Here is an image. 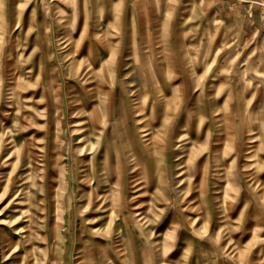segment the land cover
<instances>
[{"label":"rangeland","instance_id":"1","mask_svg":"<svg viewBox=\"0 0 264 264\" xmlns=\"http://www.w3.org/2000/svg\"><path fill=\"white\" fill-rule=\"evenodd\" d=\"M212 15L210 0H0V264H264V45L210 56L196 23ZM137 72L169 98L165 128L162 96L128 97ZM117 105L137 149L166 131L137 154L154 169L106 155Z\"/></svg>","mask_w":264,"mask_h":264},{"label":"crops","instance_id":"2","mask_svg":"<svg viewBox=\"0 0 264 264\" xmlns=\"http://www.w3.org/2000/svg\"><path fill=\"white\" fill-rule=\"evenodd\" d=\"M211 1V7L213 10V19H205L204 21L197 19L196 26L197 31L200 32L199 38H197V41L201 42H208L209 43V52L211 53L213 57H220L219 54H221V50L225 49L226 51H232L239 49L237 46H240L241 48H249L252 46V44L260 43V45H264V10H263V1L264 0H210ZM75 24V23H74ZM82 29L85 25H82ZM75 30V27H74ZM78 42H80L78 40ZM76 44V43H75ZM264 47V46H263ZM117 49V47H116ZM262 56L264 57V51H262ZM133 80L137 81V84L135 87L127 86L129 85V82L124 86V88H127L130 92L128 97L132 98L131 101L135 100V96L137 95L138 99H142L144 97H147L149 100V103L154 101V99H161L165 106L167 105V95L164 93H161V90L154 89L156 78L153 74L149 72L147 75H142L141 73H135L133 75ZM166 80V81H165ZM162 83H165L167 86L170 84V82L167 79L162 78ZM165 85H163L165 87ZM168 87V86H167ZM194 84L191 88H194ZM120 88V87H119ZM144 90L146 91L144 93ZM192 91V90H191ZM193 92V91H192ZM191 92V94H192ZM127 93V92H126ZM135 94V96H133ZM145 94V95H144ZM171 94V93H169ZM190 94V89L185 91L184 97H188ZM117 95L119 96L120 93L118 92ZM184 97L182 99H184ZM170 100L172 98L170 97ZM169 100V101H170ZM165 116L162 118V121L169 122L172 118H175L171 116L172 114L168 112L167 110L164 111ZM187 114V113H186ZM185 113H183L179 120L182 123V127H187L188 123L190 121H193V117L196 119V121H201L195 114H191L190 119L187 118ZM216 118V117H215ZM221 119L218 121H227L229 122V126L231 128L233 123V116L232 114H226L221 115ZM122 131V130H121ZM182 130H180L181 132ZM123 132V131H122ZM182 131L181 133H183ZM180 133V134H181ZM125 134V133H124ZM183 135V134H181ZM126 140L128 139L125 135ZM228 138V136H227ZM229 139V138H228ZM134 149V156L132 162L129 161V165L139 166V169H154V166H147L140 165L138 161H136V158L139 155V151L137 149L136 145H133ZM159 145H157L158 147ZM156 148V147H155ZM154 150V149H153ZM129 153V152H128ZM154 152H152L153 154ZM138 154V155H137ZM190 157L192 155V162L193 167L190 166V160L188 159L186 169L190 170L191 173H195V170H197L199 167L195 164V152L190 151ZM131 156V154H130Z\"/></svg>","mask_w":264,"mask_h":264},{"label":"bare ground","instance_id":"3","mask_svg":"<svg viewBox=\"0 0 264 264\" xmlns=\"http://www.w3.org/2000/svg\"><path fill=\"white\" fill-rule=\"evenodd\" d=\"M159 100L156 98V99H154V101L153 102H158ZM102 102H97V104L91 109V120L93 121L94 120V127L95 126H97V122H105V120H106V117L105 116H103V114H102V111L103 110H100V105L99 104H101ZM93 105V104H92ZM108 105L109 104H106V105H103V106H105L106 108L108 107ZM146 106V105H145ZM170 106V104L169 103H167V105H166V110L167 111H172V108L171 107H169ZM116 110H114V117H115V120L116 119H120V122L119 123H114V127H113V129H115L116 131H117V140L119 141L118 142V144H119V146L117 147L116 145H112L111 147H110V145H106V146H108L107 147V149H106V151H105V153H106V155H107V153L109 154L110 152H113V153H119L121 156H120V158H121V163H123V164H125L124 166H122V167H124V168H126L127 166H128V163H129V161L130 162H132V160H134L133 159V157L132 156H134L135 154H134V152H133V145H135L136 144V140H134V139H132V138H130V139H127L126 140V138H125V134H124V128H125V124H124V120H125V118H124V115H123V112H122V110H121V106L120 105H117L116 106V108H115ZM166 110H164V111H166ZM111 112H113L112 110H110ZM133 112V114L134 113H136V111H132ZM161 113H162V117H161V115H159V117L162 119L163 117H166L165 116V113L163 112V111H161ZM104 115H107V114H104ZM186 116L187 117H190L191 116V114L190 113H187L186 114ZM100 119V120H99ZM240 119H241V121H242V123L243 122H245V119H244V117L243 116H241L240 117ZM119 121V120H118ZM165 122L166 121H164V124H163V127L165 128L166 127V125H165ZM106 123V122H105ZM97 128V127H96ZM123 132H122V131ZM165 133H166V131L164 130L163 131V134L162 135H159L157 132L156 133H152V134H150V133H145L144 135H143V138H144V140H143V145L142 144H140V148H138V151H139V153H141L142 155L143 154H146L148 157H150V153H152L153 152V149H155V147H156V136H159V137H161V140L164 138V135H165ZM119 138H120V140H119ZM110 144V143H109ZM115 147H117V148H115ZM129 152V153H128ZM130 154H131V156H130ZM132 158L131 160H128L129 158ZM192 159V158H191ZM193 160V159H192ZM192 160H190V161H192ZM114 161H117V157H115V160ZM106 164H107V161H106ZM110 164V163H109ZM111 165H112V163L110 164V166H109V169H110V167H111ZM193 162L190 164V166H192L193 167ZM145 167H147V165H144ZM107 169V168H106ZM144 170H146V169H144ZM150 170H152V169H150ZM106 171V170H105ZM95 172V171H94ZM110 174V173H109ZM146 175V177H150V174H145ZM213 200H214V198H212ZM212 200V201H213ZM214 203V201L212 202V204ZM214 208H218L219 210H220V205L218 206V203H215L214 205ZM205 206H203V208H204ZM209 208H211V207H209V206H206V209H209ZM224 210L225 209H223V212H224ZM219 213V212H218ZM212 215H215V212L214 213H212ZM212 220V217H211V213L210 212H208L207 213V221H211Z\"/></svg>","mask_w":264,"mask_h":264},{"label":"built area","instance_id":"4","mask_svg":"<svg viewBox=\"0 0 264 264\" xmlns=\"http://www.w3.org/2000/svg\"><path fill=\"white\" fill-rule=\"evenodd\" d=\"M263 5V4H262ZM264 6V5H263Z\"/></svg>","mask_w":264,"mask_h":264}]
</instances>
